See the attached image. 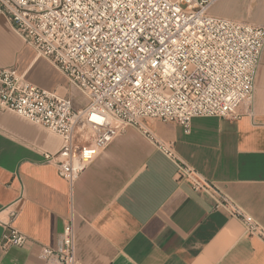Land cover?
Returning <instances> with one entry per match:
<instances>
[{
  "label": "crops",
  "instance_id": "1",
  "mask_svg": "<svg viewBox=\"0 0 264 264\" xmlns=\"http://www.w3.org/2000/svg\"><path fill=\"white\" fill-rule=\"evenodd\" d=\"M264 26V0H219L212 12ZM0 66H15L30 83L70 98L87 97L46 58L23 43L0 15ZM176 156L213 180L264 227V47L252 112L240 118L195 117L189 132L148 122ZM62 138L0 109V241L2 222L27 236L22 246L0 248V264H43L72 215L75 255L81 264H264V241L244 233L241 220L204 193L175 179L176 165L137 128L127 127L74 183L44 161ZM14 212V213H13Z\"/></svg>",
  "mask_w": 264,
  "mask_h": 264
},
{
  "label": "built area",
  "instance_id": "2",
  "mask_svg": "<svg viewBox=\"0 0 264 264\" xmlns=\"http://www.w3.org/2000/svg\"><path fill=\"white\" fill-rule=\"evenodd\" d=\"M218 1L0 0V15L23 43L88 99L75 110L69 97L30 83L15 66H0V109L62 138L60 149L43 157L68 182L70 196L87 165L133 126L175 163L178 182L210 196L215 208L241 220L245 234L264 241V227L182 162L148 123L178 124L187 133L195 117L252 112L264 26L213 14ZM2 225L1 249L25 243V234ZM40 257L43 264H81L72 215L56 246H43Z\"/></svg>",
  "mask_w": 264,
  "mask_h": 264
},
{
  "label": "rangeland",
  "instance_id": "3",
  "mask_svg": "<svg viewBox=\"0 0 264 264\" xmlns=\"http://www.w3.org/2000/svg\"><path fill=\"white\" fill-rule=\"evenodd\" d=\"M212 9H214V7H213ZM211 12H212V11H211ZM212 13L215 14L214 11H213Z\"/></svg>",
  "mask_w": 264,
  "mask_h": 264
}]
</instances>
